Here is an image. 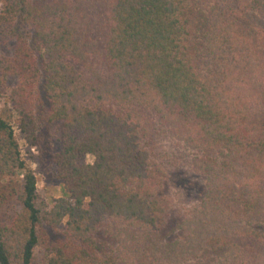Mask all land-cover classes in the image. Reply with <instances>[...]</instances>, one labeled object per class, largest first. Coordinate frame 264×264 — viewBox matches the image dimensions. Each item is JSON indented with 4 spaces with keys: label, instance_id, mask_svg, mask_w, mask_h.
Instances as JSON below:
<instances>
[{
    "label": "trees",
    "instance_id": "16d2710c",
    "mask_svg": "<svg viewBox=\"0 0 264 264\" xmlns=\"http://www.w3.org/2000/svg\"><path fill=\"white\" fill-rule=\"evenodd\" d=\"M262 23L264 0H0L18 128L35 148L61 123L53 160L67 195L51 209L41 199L0 110V264H35L38 248L40 264H167L177 246L158 239L171 199L156 122L199 153L206 178L184 255L264 264ZM108 219L128 233L114 251L98 237Z\"/></svg>",
    "mask_w": 264,
    "mask_h": 264
},
{
    "label": "rangeland",
    "instance_id": "374dc122",
    "mask_svg": "<svg viewBox=\"0 0 264 264\" xmlns=\"http://www.w3.org/2000/svg\"><path fill=\"white\" fill-rule=\"evenodd\" d=\"M210 8L207 5L202 7V21L210 12ZM262 24L264 26V23ZM199 40L201 42L200 38ZM14 45L15 40L10 35L8 27L2 26L0 30V59L12 54ZM17 84L18 80L15 77L4 80L0 69L1 115L15 126L16 137L20 142L23 157L36 173L40 197L51 209L56 199L67 198L63 189V182L58 177L53 160L54 155L61 149V123H54L51 128H44L41 131V142L38 147L30 148L24 145L23 135L18 128V114L9 97L11 89ZM153 118L156 121L154 116ZM156 124L161 128V131L156 135L152 144V157L167 173L165 194L170 199L175 196L192 204L191 209L187 212H181L171 205L168 224L158 235L161 242H166L169 245L176 244L177 246L174 249L175 256L166 262L167 264H212L218 259L220 253L198 250L194 254L191 252L184 255L186 240L196 224L195 217L198 214L196 210L208 192L205 176L194 168V162L199 153L178 141L161 123L156 122ZM85 161L93 163L94 158L88 156ZM65 228V224H63L60 229L65 230ZM120 234L128 235L116 219H108L99 231L98 237L100 241L108 245L109 250L114 251L122 236ZM42 256L43 250L38 248L35 264H40Z\"/></svg>",
    "mask_w": 264,
    "mask_h": 264
},
{
    "label": "clouds",
    "instance_id": "9594fccd",
    "mask_svg": "<svg viewBox=\"0 0 264 264\" xmlns=\"http://www.w3.org/2000/svg\"><path fill=\"white\" fill-rule=\"evenodd\" d=\"M170 203L173 207L177 208L178 210H180L181 212H187L191 209L192 204L191 202H184L178 198H176L175 196L171 197Z\"/></svg>",
    "mask_w": 264,
    "mask_h": 264
}]
</instances>
